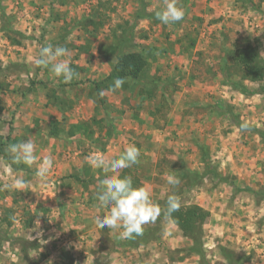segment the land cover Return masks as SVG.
Segmentation results:
<instances>
[{"label": "rangeland", "instance_id": "374dc122", "mask_svg": "<svg viewBox=\"0 0 264 264\" xmlns=\"http://www.w3.org/2000/svg\"><path fill=\"white\" fill-rule=\"evenodd\" d=\"M144 1L154 13L166 2ZM139 6V0H0V146L7 151L31 140L37 156L31 167L14 171L0 155V219L14 211L11 226L0 224L8 239L0 247V264H200L187 252L191 240L171 219L144 225L146 230L161 223L158 237L139 247L120 243L127 240L120 238L122 229L94 223L107 209L90 198L94 185L87 190L72 175H84L92 154L119 158L129 145L140 152L129 169L159 207L173 190L166 176L177 177L180 167L205 171L207 159L221 179L207 173L201 183L176 188L181 204L210 211L203 226L207 264H227L223 248L246 256L245 264H264V136L240 131L235 122L237 117L264 131V91L245 95L222 70L227 65L234 80L244 78L231 53L247 42L264 58V0H177L185 11L182 21L138 20L125 50L148 56L143 80L127 90H104L108 103L96 111L90 83L110 73L117 58H108L106 48L131 27ZM5 18L19 44L1 29ZM48 45L68 49L62 59L74 70L73 84L59 87L62 77L34 64ZM82 46L89 50L82 52ZM32 79L64 88L57 92L65 101H45L40 84L24 95ZM243 81L250 89L264 86V80ZM94 115L104 117V131L112 132L105 150L86 137L47 135L55 119L74 123ZM49 156L53 167L41 182L35 172ZM16 178L26 182L23 189L3 187Z\"/></svg>", "mask_w": 264, "mask_h": 264}, {"label": "trees", "instance_id": "16d2710c", "mask_svg": "<svg viewBox=\"0 0 264 264\" xmlns=\"http://www.w3.org/2000/svg\"><path fill=\"white\" fill-rule=\"evenodd\" d=\"M57 1H59L60 5H64L69 0H57ZM139 4L140 6L138 7L132 19L133 21L131 23V27L128 30L123 31L120 37H118V35L115 34L114 36H116L115 37L116 41L112 45L106 48L105 54L108 58H109L108 55L109 53L115 55L117 58L115 63L112 64L110 73L106 77L92 80L90 83V88L92 90L91 95L94 101L96 102L95 104L96 111H99L101 107H105L106 104L108 103L106 97L104 95H101V92H103L104 90H109L111 92H115L118 89L127 90L132 85H135L136 83H140L142 82L141 80H143V75L149 63L148 56H146L145 54H143L138 50H129V51L125 50L126 45L127 44L129 45L133 42V34H134L133 30L135 27V23H137L138 20L140 19H148L151 18L152 16H155L154 12H150L147 9V5L144 0H139ZM52 5H54L53 2ZM6 18L2 23L1 29L5 31L6 36L10 39V41L13 44L14 43L19 44L20 41H18L16 37L12 36V34L15 33V31H13L9 19ZM9 32H11V34H9ZM84 48H80V50L82 52L89 50V47H84ZM231 57L233 58L234 63L242 70L244 74L243 79L234 80L232 78V73L229 70L228 66L227 65L223 66L222 70L224 77L226 78V81L232 86V88L244 93L245 95L254 94V92H263L264 86L260 85L261 89H250L243 81L244 79H248L253 82H259L264 80V58L260 54L259 47L251 42H247L246 44L233 49L231 53ZM22 67L25 68V66ZM117 79H122L123 84L120 88L113 90L114 82ZM37 84L38 85L40 84V86L46 89L45 95L48 99V102L58 103L65 101L66 96H63L61 93L58 94L57 92V91L64 92L65 91L64 88H60V90H57L54 86H49L48 83L45 81H35L34 79L30 80V83L26 87V90L24 91L23 94L26 95L27 94L26 92L34 91L33 88ZM68 84H73V81H71L70 83H64L62 81L59 87H65V85ZM14 91L17 92L16 89H14ZM147 92L150 97L153 96L152 90L147 89ZM59 109L63 111L61 107ZM2 110L3 107L0 105V111ZM103 118L104 117L97 118V116L94 115L89 119L74 123H65L64 121L55 119L49 124L47 135L49 137L57 138V139L73 138L76 136L86 137L87 139H91V142L93 144L96 143L97 145H99L100 146L99 148L101 150H105V145H107V140L109 139V136L112 132H110L109 129L106 130V132L104 131ZM235 122L239 128L241 123H244L240 118L237 117H235ZM249 129L261 136H264V131H262L256 126L249 125ZM0 155H2L4 158L7 159V162L11 164L14 171L25 170V168H28L27 165H23L21 163L19 164L13 163L11 154L5 151V149L3 150L1 146H0ZM204 163L206 168L205 171L202 172L186 169L184 167L178 168L181 169V172L178 173L177 175V177L180 180V184H182V186H185L186 184L192 186L201 183L204 180V177L205 175H207V173L220 178L216 169L213 167V165H211V163L207 159L206 161H204ZM82 172L84 175H81V173L80 174L75 173L72 175L75 182L82 184V186L87 190H89L90 185H94L95 189L94 191H91L92 193L90 195V198H92V201H97L95 193L97 191L99 181L105 178L104 177L105 172H103L100 169L94 170L89 166V164H85L82 167ZM119 176L131 177L133 182V187L134 188L140 187V177L138 175L136 176V174L133 173L132 170H130L129 168L123 169L119 173ZM179 185L173 188L172 193H169V195L175 193L178 196V192L176 188H179ZM166 201L167 198L164 201V203L160 205L161 214L157 219L159 221H162L163 219H171L178 226L182 235L191 240V245L187 248L188 254L198 256L200 260V264H207L206 253L204 250L203 226L210 217V211L198 204L187 205V204H181L180 202L181 206L179 211H176L172 213L171 216H168L166 214ZM9 212L10 213L8 215L7 214L5 215L6 217L4 216L0 219V224L3 225L4 222L7 221L8 225L10 226L12 225V222L14 221V211H9ZM32 221H33L32 218L26 220L27 226H29L32 223ZM160 224L157 225L156 227H151L149 229L143 230L142 235L136 236L134 239H127L126 241L124 240L123 242L120 243L127 244L132 247H139L143 244H146L150 242L152 239L154 238L156 239L158 237L160 231L159 230ZM1 228L2 227L0 225V247L2 246V242L8 240L5 238L7 233L4 232L5 235H2L3 232H1ZM24 251L26 250L24 249ZM222 254L226 259L227 264H245L248 261V258L246 256L242 254H238L235 251H231L228 248H223Z\"/></svg>", "mask_w": 264, "mask_h": 264}, {"label": "clouds", "instance_id": "9594fccd", "mask_svg": "<svg viewBox=\"0 0 264 264\" xmlns=\"http://www.w3.org/2000/svg\"><path fill=\"white\" fill-rule=\"evenodd\" d=\"M155 16L161 23L168 25L182 21L185 11L182 7L177 6V0H166L164 7L156 11ZM67 54L68 49L65 47L53 48L48 45L40 49L34 64L37 67L50 66V71L55 77H62L64 83H70L75 73L68 60L62 59ZM122 84L123 80L117 79L114 82L113 90L120 88ZM248 128L247 122L241 123L240 131H246ZM7 151L10 152L13 163H23L31 167L37 162L36 145L31 140L9 145ZM139 155V149L135 145H129L119 158L109 160L98 153L86 158L92 169L112 173L99 181L95 193L96 200L99 208L107 209V212L102 216L94 217V223L100 229H122L121 239H134L136 236L142 235L143 226L149 222H155L161 214V208L153 203L147 188H134L131 177L119 176L120 170L138 163ZM52 167V158L50 156L44 158L37 166L36 178L41 182H47ZM166 182L173 188L180 184L179 178L174 175H167ZM25 183L22 178H16L11 184H6L3 187L21 190L25 187ZM180 206L179 197L175 193L169 195L166 201V214L171 216L172 213L179 211Z\"/></svg>", "mask_w": 264, "mask_h": 264}, {"label": "crops", "instance_id": "0c3cea01", "mask_svg": "<svg viewBox=\"0 0 264 264\" xmlns=\"http://www.w3.org/2000/svg\"><path fill=\"white\" fill-rule=\"evenodd\" d=\"M43 96H44V99L46 98V99H45V101H46V100H47V97H46V95L44 94Z\"/></svg>", "mask_w": 264, "mask_h": 264}]
</instances>
